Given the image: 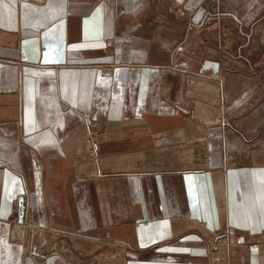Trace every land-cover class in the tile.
Listing matches in <instances>:
<instances>
[{
  "label": "crops",
  "instance_id": "crops-1",
  "mask_svg": "<svg viewBox=\"0 0 264 264\" xmlns=\"http://www.w3.org/2000/svg\"><path fill=\"white\" fill-rule=\"evenodd\" d=\"M263 19L264 0H0V264H39L12 239L21 205L127 245L120 264H264V163L229 165L223 122L250 63L234 29Z\"/></svg>",
  "mask_w": 264,
  "mask_h": 264
},
{
  "label": "rangeland",
  "instance_id": "rangeland-1",
  "mask_svg": "<svg viewBox=\"0 0 264 264\" xmlns=\"http://www.w3.org/2000/svg\"><path fill=\"white\" fill-rule=\"evenodd\" d=\"M234 30L236 36L233 51L236 50L237 52V48L240 47L244 52L243 56L245 58L248 57L250 63L244 61L235 63L233 77L237 85L242 84L241 88L243 86L236 96L241 94L243 90L245 93L234 105L228 107L223 117V122L228 127L225 138L226 155L227 159L230 156L229 165L231 166L263 164L264 156L259 152L264 150V19L251 33L249 32L250 38L243 37L236 28ZM236 57L238 56L236 55ZM220 77V82L223 85L221 74ZM230 153L232 154L230 155ZM195 155L196 159L202 158L203 160L199 162L200 164L193 162L195 163L193 167L200 168L205 165L207 155L201 146L196 147ZM26 224L24 223V225ZM236 232L238 233V231ZM239 233L237 235H240ZM217 234L220 235L214 241L208 240L207 244L210 251H216L221 247L227 248L231 242L229 239H232V236L236 238L232 229L227 230L225 233ZM45 237L47 238L46 240H44ZM14 240L18 243V239ZM77 241L75 239L73 243L72 240L64 239V236H58L54 232L45 230V232L38 231L32 240H26V244L24 246L21 245L28 249V253L29 249H34L35 246L42 247V251H48L49 248L56 247V250H58L57 255L61 254L68 258L69 264H120L121 259L123 260L125 255H127L126 253L129 252V255L134 256L130 250H127L130 247L125 244H119L122 248L121 250L109 245L100 247L95 245L85 246ZM38 254L41 256V251ZM49 256L53 255L44 253L39 259L40 261H36L39 264H43Z\"/></svg>",
  "mask_w": 264,
  "mask_h": 264
},
{
  "label": "built area",
  "instance_id": "built-area-1",
  "mask_svg": "<svg viewBox=\"0 0 264 264\" xmlns=\"http://www.w3.org/2000/svg\"><path fill=\"white\" fill-rule=\"evenodd\" d=\"M17 215L15 214L14 216H13V221L15 222V225H14V228H13V232H12V239L14 240V239H18V243L21 245H25L26 244V240H32L34 237H35V233H37L38 231H42V232H45V230H41V229H39V228H36L32 223H30L31 225H33V226H30L29 228H26V229H24L23 231H22V234H21V238H22V241H20V239H19V237H18V233H16V236L14 235V233H15V226H16V224H18V225H24L23 223H21V224H19V223H17ZM49 230V232H53V230L52 229H48ZM54 233H56V232H54ZM31 234H33V235H31ZM47 238L45 237L44 238V240H46ZM21 245V246H22ZM44 246V245H43ZM24 249H25V247H23ZM40 248V249H39ZM42 247H36L35 246V248L34 249H32V248H30L29 249V254L34 258V259H36L37 261H40L39 259L44 255V253H46V255H49V254H52V255H57L58 254V250H56L57 248L55 247V248H49V250L48 251H42V249H41ZM25 251L26 252H28V250H26L25 249ZM39 251H41V253H42V255H41V257H38V258H36V253H38Z\"/></svg>",
  "mask_w": 264,
  "mask_h": 264
},
{
  "label": "bare ground",
  "instance_id": "bare-ground-1",
  "mask_svg": "<svg viewBox=\"0 0 264 264\" xmlns=\"http://www.w3.org/2000/svg\"><path fill=\"white\" fill-rule=\"evenodd\" d=\"M30 226H33V225H31V224H26V225H23V226L21 225V226H19L18 230L15 231L14 234L18 233V237H19L20 241H22V238H21L22 231L24 229H26V228H29ZM36 257H41V256L38 253H36Z\"/></svg>",
  "mask_w": 264,
  "mask_h": 264
},
{
  "label": "water",
  "instance_id": "water-1",
  "mask_svg": "<svg viewBox=\"0 0 264 264\" xmlns=\"http://www.w3.org/2000/svg\"><path fill=\"white\" fill-rule=\"evenodd\" d=\"M21 202V201H20ZM23 216H24V212H23V207L22 205L19 207V217H20V222L23 223Z\"/></svg>",
  "mask_w": 264,
  "mask_h": 264
}]
</instances>
